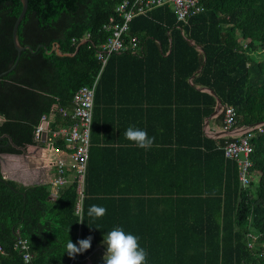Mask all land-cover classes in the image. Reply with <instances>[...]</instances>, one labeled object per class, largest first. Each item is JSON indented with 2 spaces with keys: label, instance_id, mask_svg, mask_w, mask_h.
<instances>
[{
  "label": "trees",
  "instance_id": "trees-1",
  "mask_svg": "<svg viewBox=\"0 0 264 264\" xmlns=\"http://www.w3.org/2000/svg\"><path fill=\"white\" fill-rule=\"evenodd\" d=\"M120 2L28 0L17 39L31 50L22 51L15 68L0 78V155L35 145L42 117L51 132L74 124L58 109H70L74 93L97 75L96 49L108 36L103 26ZM201 4L203 11L186 22L177 21L171 6L135 17L125 39L136 37L144 51L112 54L94 99L93 122L105 104L177 108L170 113L187 108L192 122L185 132L175 126L169 141L173 188L155 199L101 190L102 177L87 163L79 215L73 176L52 196L50 184L19 185L4 178L0 166V264H24L14 247L17 238L28 240L33 264H83L117 226L139 237L146 264H264L257 256L264 250V129L251 141L248 186L239 181L236 161L224 156L225 138L202 132L217 98L234 108L238 126L264 122V0ZM21 10L20 0H0V74L17 57L12 30ZM63 144V137L54 141ZM93 204L106 214L89 217ZM88 236L91 248L70 257L67 242Z\"/></svg>",
  "mask_w": 264,
  "mask_h": 264
},
{
  "label": "crops",
  "instance_id": "crops-1",
  "mask_svg": "<svg viewBox=\"0 0 264 264\" xmlns=\"http://www.w3.org/2000/svg\"><path fill=\"white\" fill-rule=\"evenodd\" d=\"M169 106L157 103H114L97 108L92 125L88 167L93 174L102 177L98 189L129 191L134 192L132 196L136 198L155 199L166 196L163 194L173 188L169 141L172 135L176 136L175 126L185 132L193 116L186 113L184 109L187 108H180L183 111L179 113H170L169 110L177 108ZM210 116L203 120V135L219 139L222 120L219 114ZM129 126L146 130L150 137L154 136L153 146L141 149L127 140L124 133ZM1 157L3 177L22 186L49 185L56 173L53 154L44 140L20 149L19 154H2ZM72 176L69 174L68 178L71 180ZM105 253L106 248L101 243L82 263L98 264L96 255L103 257Z\"/></svg>",
  "mask_w": 264,
  "mask_h": 264
},
{
  "label": "built area",
  "instance_id": "built-area-1",
  "mask_svg": "<svg viewBox=\"0 0 264 264\" xmlns=\"http://www.w3.org/2000/svg\"><path fill=\"white\" fill-rule=\"evenodd\" d=\"M171 6L177 21L186 22L187 19L203 11L201 0H121L116 6L115 13L111 16L103 29L108 33L104 43L97 46L96 58L100 62V69L89 85L80 87L73 95L70 109L60 108L59 113L74 121L70 127H63L58 132H51L49 121L42 117L35 130V140L42 141V135L47 134L46 141L53 154V165L56 173L50 181L52 196L56 191L69 183L67 173H73L77 183L78 203L76 213L81 214V201L83 197L84 180L87 172V163L91 147V131L93 122V109L96 88L100 76L112 54H138L144 51L136 37L125 39L129 31L130 22L137 16L147 14L154 8ZM245 48V45H244ZM222 119V132L225 143L222 147L226 159L234 160L239 170V181L243 186L251 183L250 169L252 166L251 154L254 151L252 139L263 133L264 122L247 126L236 124V112L232 106L222 105L220 113ZM63 137V146L54 145V141ZM220 137V138H221ZM248 248H254V236L249 235ZM21 254L24 264H33V256L27 239L17 238L14 246ZM0 247V253H2ZM264 261V250L257 253Z\"/></svg>",
  "mask_w": 264,
  "mask_h": 264
},
{
  "label": "clouds",
  "instance_id": "clouds-1",
  "mask_svg": "<svg viewBox=\"0 0 264 264\" xmlns=\"http://www.w3.org/2000/svg\"><path fill=\"white\" fill-rule=\"evenodd\" d=\"M124 136L127 140L132 141L141 149H150L155 137L149 136L146 130L135 126H129ZM107 212L103 206L93 204L88 209L89 217L100 218ZM93 237L88 236L85 239L73 243L69 240L66 244L67 253L70 257L91 248ZM104 243L107 245L106 253L103 256L104 264H146L147 252L139 244V237L131 233H126L122 227H114L104 236ZM78 245V246H77Z\"/></svg>",
  "mask_w": 264,
  "mask_h": 264
},
{
  "label": "water",
  "instance_id": "water-1",
  "mask_svg": "<svg viewBox=\"0 0 264 264\" xmlns=\"http://www.w3.org/2000/svg\"><path fill=\"white\" fill-rule=\"evenodd\" d=\"M20 2L22 3V10H21L19 16L17 17V19H16V21L14 23V26H13V30H12V40H13L14 47H15V49L17 51V57H16V60H15L14 64L11 66V68L9 70H7L6 72L0 74V78L3 77V75L11 72L15 68V66L17 65V63L19 61V58H20V55H21L22 51H24L25 49L31 50L30 46H25V47L20 46V44L18 42V39H17V29H18V27H19L24 15H25V13L27 11V8H28V0H20ZM83 43H87V42H83ZM210 92H211L212 95H215L214 92H212V91H210ZM221 107H222V103H221L220 99L217 98L216 99V108H215L213 114L210 117H212L214 115H218L220 113ZM223 135H225L224 132H222L220 137L223 136ZM46 138H47V134L44 133L42 135V140H46ZM9 140L11 141L10 138H9ZM20 149H23V148H20ZM1 161H2V157L0 155V162Z\"/></svg>",
  "mask_w": 264,
  "mask_h": 264
},
{
  "label": "rangeland",
  "instance_id": "rangeland-1",
  "mask_svg": "<svg viewBox=\"0 0 264 264\" xmlns=\"http://www.w3.org/2000/svg\"><path fill=\"white\" fill-rule=\"evenodd\" d=\"M102 246H104L107 249V245L103 242ZM103 257L101 255H96L97 263L98 264H103Z\"/></svg>",
  "mask_w": 264,
  "mask_h": 264
}]
</instances>
